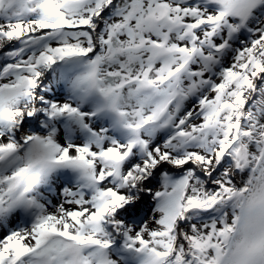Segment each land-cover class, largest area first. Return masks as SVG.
<instances>
[{
  "label": "snow or ice",
  "instance_id": "1",
  "mask_svg": "<svg viewBox=\"0 0 264 264\" xmlns=\"http://www.w3.org/2000/svg\"><path fill=\"white\" fill-rule=\"evenodd\" d=\"M54 66L92 110L48 104ZM37 103L87 142L28 133ZM0 125L21 130L0 138V264H120L113 236L135 264H245L264 249V0H0ZM62 168L82 187L45 211L31 193Z\"/></svg>",
  "mask_w": 264,
  "mask_h": 264
},
{
  "label": "bare ground",
  "instance_id": "2",
  "mask_svg": "<svg viewBox=\"0 0 264 264\" xmlns=\"http://www.w3.org/2000/svg\"><path fill=\"white\" fill-rule=\"evenodd\" d=\"M58 68H59V66H54L53 70H49L48 72H46L45 75L48 77V79H47V81L43 82L38 88V91L46 92L48 96L55 98L54 100H49L48 104L53 103V102H56L57 104L68 102V103L73 104V106H80L82 111L92 110L91 105H79L78 100L70 92V90L67 89L66 87H62L58 83V74H57ZM52 86H55L56 89H54ZM62 90H66L65 94L63 96L60 94L62 92ZM70 98L73 100H71ZM46 109H47V105L39 104V103L36 104L35 115L31 119L35 120L37 116L39 117V120L37 121V125H36V128H38L39 131H36L33 128H28L27 129L28 133L40 134V135L51 134L53 136L54 141L59 143L61 146H66V144H83V143L87 142V138L84 139L85 134L77 133V137L75 139L72 137H68V136L62 137L60 133H62V131L65 130L67 123L65 124L64 129H60L59 120L49 121L47 119V125L45 127H40L38 125V123L42 122V118H44L43 113L45 112ZM25 119H29V118L27 116H25ZM85 122L87 123L88 121H85ZM91 123L95 124L97 122L92 121ZM20 132H21V130H17V132L15 134H9L7 127L4 125L2 128H0V138H3L6 135L10 136V138H18L20 135ZM114 138H113V136L110 137V139H114ZM18 155L21 158L23 157V149H21V151L18 153ZM11 170L12 169L10 167L1 166L0 176H3L5 174H10ZM54 174H55V171L50 173L46 178H44L40 183H38V186L35 185L33 188V192L31 193V195L36 199L37 203H39L41 205V207L44 208L45 211L56 208L57 207V201H59L61 203L63 202L65 197L62 195V193L73 191L72 188L71 189L69 188L72 186V181L68 184V188H66V187L54 182V180L57 181V178H55ZM235 179H236L237 183H239L241 180V177L237 176ZM48 184L54 186V188H55L54 195L48 194L47 192L44 191L43 187H45ZM62 187H64V189ZM136 195H139V193H137ZM47 197L50 199V203H46L44 201V199ZM36 210H37V212L39 211L38 209H36ZM33 216L35 217L36 215H33ZM0 223H3L5 228L7 227L6 221H0ZM28 226H30V225H28ZM24 227H25V225H23V228L18 227L17 230H22V229H24ZM112 239H113V241H115L116 239H120L121 245L123 244L122 238H116L113 236ZM132 263L135 264V261H132ZM120 264H123L121 260H120Z\"/></svg>",
  "mask_w": 264,
  "mask_h": 264
},
{
  "label": "clouds",
  "instance_id": "3",
  "mask_svg": "<svg viewBox=\"0 0 264 264\" xmlns=\"http://www.w3.org/2000/svg\"><path fill=\"white\" fill-rule=\"evenodd\" d=\"M250 207L251 206L246 204V210H249ZM261 251H264V249H262L260 243L257 242L244 247L240 252V256L244 260L245 264H251L253 259L260 255Z\"/></svg>",
  "mask_w": 264,
  "mask_h": 264
},
{
  "label": "water",
  "instance_id": "4",
  "mask_svg": "<svg viewBox=\"0 0 264 264\" xmlns=\"http://www.w3.org/2000/svg\"><path fill=\"white\" fill-rule=\"evenodd\" d=\"M148 203L151 204V201L149 200ZM152 203H153V202H152Z\"/></svg>",
  "mask_w": 264,
  "mask_h": 264
},
{
  "label": "rangeland",
  "instance_id": "5",
  "mask_svg": "<svg viewBox=\"0 0 264 264\" xmlns=\"http://www.w3.org/2000/svg\"><path fill=\"white\" fill-rule=\"evenodd\" d=\"M138 196V195H137Z\"/></svg>",
  "mask_w": 264,
  "mask_h": 264
}]
</instances>
